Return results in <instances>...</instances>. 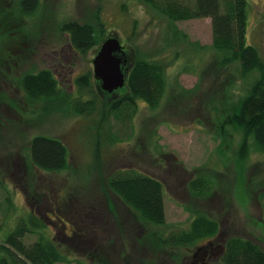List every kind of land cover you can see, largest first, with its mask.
I'll return each instance as SVG.
<instances>
[{
  "label": "rangeland",
  "instance_id": "374dc122",
  "mask_svg": "<svg viewBox=\"0 0 264 264\" xmlns=\"http://www.w3.org/2000/svg\"><path fill=\"white\" fill-rule=\"evenodd\" d=\"M157 1L160 5L196 3ZM11 8L9 1L4 3L3 9L10 14L3 15L0 24V219L5 223L0 239L36 209L45 218L50 236L74 234L82 219H89L85 225L95 231L89 242L88 238L77 242L59 237L70 260L57 264H95L92 252L96 248L107 264H192L194 260L212 264L209 257H202L207 245L213 241L217 246L213 249H218L233 235L251 237L264 246V151L250 137L251 151L241 162L245 129L233 126L235 134L221 145V113L207 104L208 95L216 92L219 106L226 105L233 113L248 84L240 73L231 85L230 71L209 69L216 56L212 18L178 21L180 33L188 35L179 44L168 17L143 0H42L37 13L28 17ZM75 20L96 25L103 21L135 55H155L169 63V86L160 106L137 100L136 111L112 117L110 128L117 141L103 151L102 166L94 159L100 117L60 112L35 115L21 87L24 74L49 68L65 90L79 95L78 78L89 73L94 77L97 49L76 50L69 33L62 30L66 22ZM248 24V42L264 57V0H250ZM198 45L207 48L199 51ZM197 88L196 94L186 92ZM95 89L105 106L122 93L106 94L97 85ZM41 133L67 142L68 168L47 171L26 163L31 162V138ZM118 167H138L164 179L167 225L163 228H188L197 213L205 212L221 222L220 233L196 243L188 263L183 261L185 256L179 261L171 252L156 250L138 224L135 209L108 182V175ZM201 173L215 181L210 194H197L190 186ZM37 238L36 232L24 237L27 243ZM194 254L200 257L196 260ZM213 263L221 264V254Z\"/></svg>",
  "mask_w": 264,
  "mask_h": 264
},
{
  "label": "trees",
  "instance_id": "16d2710c",
  "mask_svg": "<svg viewBox=\"0 0 264 264\" xmlns=\"http://www.w3.org/2000/svg\"><path fill=\"white\" fill-rule=\"evenodd\" d=\"M7 1L12 5V12L16 11L22 17L35 15L42 4V0H0V24L3 22L2 16L7 18L10 14L7 9H3ZM143 1L168 17L174 29V40L179 44L187 41L188 35L180 33L178 21L212 18L213 48L216 50V56L209 69L223 73L224 70L230 71L228 81L231 85L240 77L239 73L248 82L247 92L233 113L228 106H219L220 99L216 92L208 95L207 104L212 106V111L219 110L221 120L224 122L220 127L223 135L221 145L235 134L233 126H238L245 129V139L239 152L241 162H245V157L251 151L250 137L254 139V144L264 151V57L257 46L248 42L250 0H196L195 6H187L178 1L165 5L158 4L157 0ZM62 30L69 33L74 48L84 53L93 49L98 51L105 40L113 34L112 29H108L103 21L98 25L76 20L68 21L62 26ZM197 47L199 51L207 48L201 45ZM126 48L130 57L127 84L117 90L122 92L120 97L114 98L109 105L106 104L107 106L101 105L99 101L95 85L102 89L100 82L92 73L78 78L79 95L65 90L55 72L49 68L27 72L21 78V87L33 114L47 117L60 112L88 117L97 115L101 118V122L100 119L96 122L100 124L95 126L97 132L94 142V159L100 166L105 158L103 151L117 141L113 129L110 128L112 117L121 116L123 111H136L137 100H143L149 106L157 108L169 86L167 73L169 63L163 57L139 52L135 55L134 50L127 46ZM198 89L186 92L196 94ZM106 94L111 93L106 91ZM30 151L31 162L26 163H30L34 168L37 166L47 171H59L71 165L70 148L61 137L36 134L31 138ZM212 180V177L201 173L191 180L190 186L197 194L207 195L215 185V181ZM108 182L125 203L135 209L138 224L146 231V238L152 241L155 249L171 252L172 257L179 261L185 256L183 261L191 262L188 256L196 243L220 233L221 222L205 212L197 213L188 228L179 230L163 228L167 225L166 183L156 174L138 167H118L108 175ZM8 200L13 205L12 196H9ZM81 221L84 223L77 224L74 234L68 231L59 232L56 238L49 235L45 218L34 209L28 216L22 217L5 238L0 239V264H57L59 261L70 260L69 255L63 250L59 237L65 241L74 239L77 242L86 241L88 238L89 242L95 231L90 232V228L85 225L86 222L90 223L89 219ZM4 224L0 219V233ZM35 232L38 233V238L27 243L24 237ZM202 248L199 247L200 250ZM96 250L97 252H92L96 257L95 264H107L100 256L99 249ZM211 261L214 264L212 259ZM221 264H264V246L251 237L233 235L225 244Z\"/></svg>",
  "mask_w": 264,
  "mask_h": 264
},
{
  "label": "water",
  "instance_id": "95a60500",
  "mask_svg": "<svg viewBox=\"0 0 264 264\" xmlns=\"http://www.w3.org/2000/svg\"><path fill=\"white\" fill-rule=\"evenodd\" d=\"M129 61L126 47L118 34L105 40L94 58V75L102 90L114 93L125 87Z\"/></svg>",
  "mask_w": 264,
  "mask_h": 264
},
{
  "label": "flooded vegetation",
  "instance_id": "af4514ba",
  "mask_svg": "<svg viewBox=\"0 0 264 264\" xmlns=\"http://www.w3.org/2000/svg\"><path fill=\"white\" fill-rule=\"evenodd\" d=\"M211 243L209 244V247L206 249L205 254H203V256H202L203 257V260L206 257H209L210 259H212L213 261H215L216 259H218L220 257V254L222 255L223 251L225 250V244H226V242L223 243V244H220V246H219L218 249H213L214 247H217V246H214V245H212L213 243L212 244ZM195 257H196L195 259L197 260V258H199L200 255H197L196 254ZM205 261L206 260L200 262L199 264H202ZM210 263H211V261H210ZM189 264H191V263H189ZM192 264H197V262H195V260H194Z\"/></svg>",
  "mask_w": 264,
  "mask_h": 264
}]
</instances>
